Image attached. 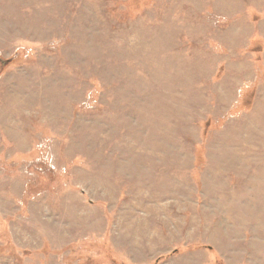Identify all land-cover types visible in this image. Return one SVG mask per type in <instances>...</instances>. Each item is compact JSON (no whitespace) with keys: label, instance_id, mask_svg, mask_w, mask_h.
<instances>
[{"label":"rangeland","instance_id":"rangeland-1","mask_svg":"<svg viewBox=\"0 0 264 264\" xmlns=\"http://www.w3.org/2000/svg\"><path fill=\"white\" fill-rule=\"evenodd\" d=\"M0 264H264V0H0Z\"/></svg>","mask_w":264,"mask_h":264}]
</instances>
